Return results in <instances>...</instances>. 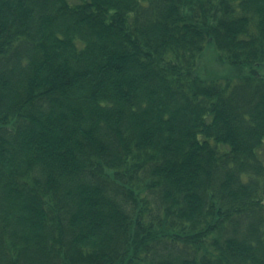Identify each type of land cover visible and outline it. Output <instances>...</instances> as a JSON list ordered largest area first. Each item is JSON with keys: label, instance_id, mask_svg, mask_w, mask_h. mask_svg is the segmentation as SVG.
I'll use <instances>...</instances> for the list:
<instances>
[{"label": "trees", "instance_id": "obj_1", "mask_svg": "<svg viewBox=\"0 0 264 264\" xmlns=\"http://www.w3.org/2000/svg\"><path fill=\"white\" fill-rule=\"evenodd\" d=\"M263 65L264 0H0V264H264Z\"/></svg>", "mask_w": 264, "mask_h": 264}, {"label": "rangeland", "instance_id": "obj_2", "mask_svg": "<svg viewBox=\"0 0 264 264\" xmlns=\"http://www.w3.org/2000/svg\"><path fill=\"white\" fill-rule=\"evenodd\" d=\"M200 73L206 78H226L231 75V69L223 65L215 48L209 46L201 59ZM259 73L264 76V65L259 68Z\"/></svg>", "mask_w": 264, "mask_h": 264}]
</instances>
